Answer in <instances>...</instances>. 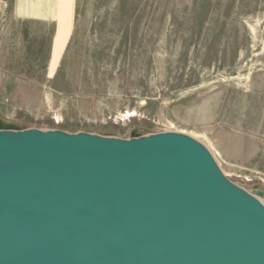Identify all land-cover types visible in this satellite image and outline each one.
Here are the masks:
<instances>
[{"label": "rangeland", "instance_id": "rangeland-1", "mask_svg": "<svg viewBox=\"0 0 264 264\" xmlns=\"http://www.w3.org/2000/svg\"><path fill=\"white\" fill-rule=\"evenodd\" d=\"M24 130L184 134L264 203V0H0V131Z\"/></svg>", "mask_w": 264, "mask_h": 264}, {"label": "water", "instance_id": "water-1", "mask_svg": "<svg viewBox=\"0 0 264 264\" xmlns=\"http://www.w3.org/2000/svg\"><path fill=\"white\" fill-rule=\"evenodd\" d=\"M0 264H264V205L188 136L0 131Z\"/></svg>", "mask_w": 264, "mask_h": 264}, {"label": "bare ground", "instance_id": "bare-ground-1", "mask_svg": "<svg viewBox=\"0 0 264 264\" xmlns=\"http://www.w3.org/2000/svg\"><path fill=\"white\" fill-rule=\"evenodd\" d=\"M176 134H179V133H176ZM180 135H184V134H180ZM149 136V135H148ZM184 136H186V135H184ZM141 137H147V136H141ZM189 137V136H188ZM191 138V137H190ZM197 138V137H196ZM112 139H114V138H112ZM193 139V138H192ZM195 140V139H194ZM195 141H197V140H195ZM197 142H199V141H197ZM200 143V142H199ZM201 144V143H200ZM203 145V144H202ZM204 146V145H203ZM205 147V146H204ZM206 148V147H205ZM208 150V149H207ZM209 151V150H208ZM252 196H254L253 194H251ZM256 198V197H255ZM257 200H259L258 198H256ZM260 201V200H259ZM261 202V201H260ZM263 205H264V203L263 202H261Z\"/></svg>", "mask_w": 264, "mask_h": 264}]
</instances>
